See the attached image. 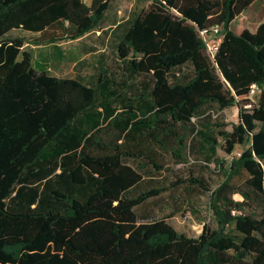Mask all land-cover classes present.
I'll return each instance as SVG.
<instances>
[{"label": "trees", "instance_id": "trees-1", "mask_svg": "<svg viewBox=\"0 0 264 264\" xmlns=\"http://www.w3.org/2000/svg\"><path fill=\"white\" fill-rule=\"evenodd\" d=\"M111 1L0 0V264H264V19L231 27L256 0H153L117 44L119 61L152 76L151 95L107 109L101 126L98 90L37 70L24 45L84 36ZM215 25L213 61L200 31ZM104 96L107 108L120 95ZM214 103L239 108L231 130L216 124L225 151L246 146L218 186L204 171L184 179L211 193L216 226L191 236L169 216L141 221L136 208L167 186L132 188L165 168L162 148L186 159L177 125L199 132L193 117ZM203 139L218 142L214 130Z\"/></svg>", "mask_w": 264, "mask_h": 264}, {"label": "rangeland", "instance_id": "rangeland-1", "mask_svg": "<svg viewBox=\"0 0 264 264\" xmlns=\"http://www.w3.org/2000/svg\"><path fill=\"white\" fill-rule=\"evenodd\" d=\"M152 3L153 0H112L100 24L84 36L77 39L67 37L58 41H44L40 44L26 42L24 48L32 52L34 67L39 71L45 70L57 76L77 77L86 83L94 82L99 76L98 71L102 63L107 67L119 61L117 57L118 42L137 14L148 10ZM263 19L264 0H256L232 22L231 27L237 31L244 27L254 30ZM11 33L25 36L27 40H33L41 35L19 29H15ZM128 70L126 64H121L116 71L119 73L117 78H126ZM135 77H139V80H136L139 83L140 76ZM129 79H131L130 76ZM104 97V95H99L95 108L102 113L101 126L107 124V121L108 125H111L109 118L105 117L107 108ZM253 97L257 99L256 95ZM139 98L140 95H120L111 105L122 111L125 105L130 103L129 99L136 103ZM193 122L197 124L199 132L190 131L192 125H177L180 132L189 134L186 159L179 162L174 158L173 162L168 151L162 148L159 158L161 162H164L165 168L155 171V176L151 178L154 184L167 186L163 193L169 204L164 205L162 200L153 204L143 203L136 208V211L141 221L169 216L168 221L179 232L198 236L206 224L216 226V220L210 207L211 193L184 182V179L190 172H198L197 174L205 172V165H207V174L205 175L207 181L213 187L218 186L227 179L233 158L239 156L246 146L238 145L232 154H228L224 149V140L217 135L219 127H216V124L224 123V127L231 130L233 125L239 122L237 106L221 109L217 104H211L207 109L196 114L193 117ZM110 130L113 131V128L107 129L105 133ZM213 130L218 139L217 144L214 145L211 141L207 142L203 139L204 132L212 133ZM210 145L213 147L212 151H209ZM206 146L208 155L212 152L208 164L204 163ZM247 176L245 171H241L232 181L236 185H240ZM180 179L182 182L178 183ZM174 181H177V184L172 186Z\"/></svg>", "mask_w": 264, "mask_h": 264}, {"label": "crops", "instance_id": "crops-1", "mask_svg": "<svg viewBox=\"0 0 264 264\" xmlns=\"http://www.w3.org/2000/svg\"><path fill=\"white\" fill-rule=\"evenodd\" d=\"M121 64H126V68L129 69L128 70L129 72L127 73L128 76L126 78H117L119 73H116V71ZM98 72H99L98 73L99 76L97 80L91 83H87V84L94 86L98 90L99 95H102V94L103 95H151V90L154 85L152 76L151 75L145 76L143 74L141 75L140 73L134 72L128 62L125 63L124 61L120 60L118 62H114V65L107 66V67L104 65V63H102ZM129 76L131 77V79H129ZM135 76H140L139 83L136 82V80H139V77L136 78ZM135 104L137 106L138 101H136ZM113 108L114 107L111 104L107 105V109L111 113H112ZM94 130H91V131H94ZM133 145H137V143L133 142ZM212 148H213L212 145H210L209 151H212ZM206 151H208L207 146L205 147V152ZM168 153L170 155V158L173 159V162H174L175 160L172 155V151L168 150ZM211 155H212V152H210L209 155L207 152L205 153V161H204L205 164H208V160H210ZM206 169H207V165L205 166V172H204L205 175L207 174ZM58 171H60V169ZM195 173L197 174L198 172H195ZM150 179H151V176H144L142 179V182L135 188H132V193L135 194L136 192H138V190L149 187ZM160 200H162L164 205L169 204V202L167 201L168 199L164 197V193H161L159 196H156L146 201L144 204H149V203L153 204L154 202L157 203ZM155 210L157 209L155 208Z\"/></svg>", "mask_w": 264, "mask_h": 264}, {"label": "built area", "instance_id": "built-area-1", "mask_svg": "<svg viewBox=\"0 0 264 264\" xmlns=\"http://www.w3.org/2000/svg\"><path fill=\"white\" fill-rule=\"evenodd\" d=\"M89 1V0H84ZM222 26L221 25H215L211 28H205L200 31L202 37L205 39L207 44V52L210 58L214 61L215 55L218 50L219 44L222 40L221 33ZM258 89V86L256 83L252 85V94H255Z\"/></svg>", "mask_w": 264, "mask_h": 264}]
</instances>
